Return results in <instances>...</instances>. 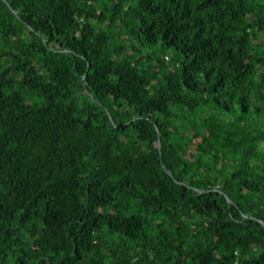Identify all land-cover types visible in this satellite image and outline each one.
<instances>
[{"label": "trees", "instance_id": "obj_1", "mask_svg": "<svg viewBox=\"0 0 264 264\" xmlns=\"http://www.w3.org/2000/svg\"><path fill=\"white\" fill-rule=\"evenodd\" d=\"M0 264H264V0H0Z\"/></svg>", "mask_w": 264, "mask_h": 264}, {"label": "water", "instance_id": "obj_2", "mask_svg": "<svg viewBox=\"0 0 264 264\" xmlns=\"http://www.w3.org/2000/svg\"><path fill=\"white\" fill-rule=\"evenodd\" d=\"M158 146H159V142H158ZM227 201H229V199L227 198Z\"/></svg>", "mask_w": 264, "mask_h": 264}]
</instances>
